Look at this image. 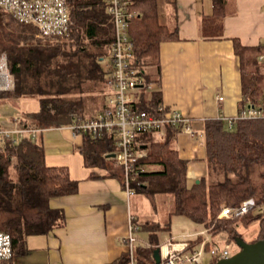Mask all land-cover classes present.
<instances>
[{"label": "trees", "instance_id": "1", "mask_svg": "<svg viewBox=\"0 0 264 264\" xmlns=\"http://www.w3.org/2000/svg\"><path fill=\"white\" fill-rule=\"evenodd\" d=\"M136 15L129 23L136 45L135 62L156 88L148 95L152 103H161L160 44L178 39V28L160 21L157 0H126ZM224 1L214 2V24L224 14ZM71 25L68 34L60 37H37L33 24L18 21L0 8V52L8 54L14 75V88L0 91V98H38L39 109L24 112L22 122L33 123L41 132L36 138L17 143L0 141V230L8 232L13 241V257L26 250L30 235L47 234L65 223L63 209L53 208L50 199L77 193L78 181L67 166H48L43 145V130L73 125L87 119V94L104 90L108 84L102 59L105 47L114 39V24L105 0H67ZM69 39L64 42V39ZM234 39L241 58L243 95L241 105L264 97L259 86L264 79L259 46H246ZM263 94V96H261ZM147 97L144 95V101ZM176 127L169 126L164 136L155 132L136 136V147L146 152L137 162L139 174L132 187L152 195L170 193L176 199L170 213L184 215L195 223L212 228L214 234L227 231L233 239L239 225L258 224L256 238H264V118L228 120L210 118L205 123V146L208 173L188 184V160L182 158L172 141ZM79 151L85 165L107 169L123 182V168L111 154L115 151L110 134L101 139L83 135ZM151 168V169H149ZM216 176L211 179V176ZM254 175L261 178L259 184ZM255 198L257 207L238 218L220 217L223 206H239ZM151 236L169 229L148 221L144 226ZM155 242V239L152 240ZM234 242L236 243L235 239ZM154 246L137 247L139 264H154ZM129 255L117 260L121 264ZM213 262L212 264H215Z\"/></svg>", "mask_w": 264, "mask_h": 264}, {"label": "crops", "instance_id": "2", "mask_svg": "<svg viewBox=\"0 0 264 264\" xmlns=\"http://www.w3.org/2000/svg\"><path fill=\"white\" fill-rule=\"evenodd\" d=\"M204 2L162 0L160 7L157 0L160 21L170 28L177 27L179 34L178 39L160 44L162 100L169 108L188 115L191 129L197 132L192 135L189 131L175 129L172 141L179 155L189 162V185L208 173L206 121L210 118L226 120L242 106L241 58L235 51L234 39L264 50V0H225L224 14L218 18V24H214L213 0ZM166 10L175 14L165 19ZM262 54L264 52L259 58ZM260 61L264 72V59ZM107 69L104 68L105 73ZM109 92L107 84L101 103L93 108L88 105V109L92 108L88 119L106 107ZM19 113L21 116L24 112ZM42 133L48 166H67L71 177L78 181L77 193L50 199L53 208L64 210L63 226L47 234L28 236L25 252L0 264H114L129 255L125 240L130 215L135 216L140 227L138 247L143 244L161 247L169 239L182 241L206 228L199 224L202 226L199 231L172 234L170 217V236L161 242L160 232L164 229L154 237L143 227L148 221L158 222L162 227L166 225L145 213L142 207L145 198L137 196V191L129 194L120 177L110 175L107 169L85 165L84 156L77 148L84 140L81 134H75L71 125L50 127ZM121 264L139 262L137 257L136 260L128 257Z\"/></svg>", "mask_w": 264, "mask_h": 264}, {"label": "built area", "instance_id": "3", "mask_svg": "<svg viewBox=\"0 0 264 264\" xmlns=\"http://www.w3.org/2000/svg\"><path fill=\"white\" fill-rule=\"evenodd\" d=\"M107 12L114 24V39L109 44L110 55L107 69L110 95L106 107L96 116L77 119L71 125L75 134H90L93 139H101L110 134L115 145L117 164L123 168V185L129 194L135 192L132 183L137 180L139 170L137 162L146 152L136 147V136L141 133L155 132L164 136L169 126L178 130L197 132L191 129L189 116L180 110L169 108L161 103H152L150 93L155 82L146 80L144 72L135 62L136 45L130 34V20L136 15L127 6L126 0H105ZM0 8L11 14L18 21L33 24L39 36L60 37L68 34L71 25L70 11L67 0H0ZM264 59V54L260 56ZM14 75L9 67L8 54L0 52V91L14 88ZM144 95L147 100L144 101ZM223 99V97H220ZM264 118V97L257 101H247L234 116L226 117L230 126L237 119ZM10 126L0 121V141L10 140L13 143L24 138H36L41 132L40 127L33 123L22 122L20 116L12 115ZM224 119V118H220ZM257 207L255 198H248L239 206L225 205L220 217L238 218L246 215ZM139 225L135 216L129 217V233L126 237L128 254L136 260L139 238ZM212 232V228L185 237L177 241L169 239L160 249V262L154 264H207L203 255L208 253L211 261L228 258L234 254V240L222 241ZM148 245V244H143ZM12 236L0 230V262L13 257Z\"/></svg>", "mask_w": 264, "mask_h": 264}, {"label": "rangeland", "instance_id": "4", "mask_svg": "<svg viewBox=\"0 0 264 264\" xmlns=\"http://www.w3.org/2000/svg\"><path fill=\"white\" fill-rule=\"evenodd\" d=\"M204 3H208V0H204ZM210 1V0H209ZM160 2V7L162 6V0H159ZM167 11V10H166ZM168 15L167 17L165 16V19H168L169 17H172L175 12H173L172 10H170L169 12H166ZM166 15V14H164ZM170 19V18H169ZM215 28L217 27L214 26ZM37 37L40 38V36L37 34ZM64 42H68L69 39H64ZM105 53H104V58L102 59V61L100 63H102V66L104 68H107L109 65V55H110V49L109 46H106L105 48ZM262 89V91H264V79L262 80L261 84L259 85ZM105 91H106V87L104 88V90H99V91H95L92 93H88L87 94V107H86V111H87V115L88 111L90 109H92L93 107L98 106L101 101L103 96L105 95ZM263 96V94L261 95ZM88 105H92V108L88 109ZM39 107V99L38 98H31V97H25V98H16L13 96H3L0 98V121L6 125V126H10V124L13 123V120L11 119L12 115H17L20 114L19 112H29V111H35L37 110V108ZM19 111V112H18ZM19 117V116H18ZM151 169V168H149ZM216 176H211V179H214ZM254 181L256 184H259L261 181V178L258 177L257 175H254ZM137 196H142L144 197L145 201L142 204V207L145 211V213L147 215H149V217L152 218H159L160 221H162V223L167 224L168 221L170 220L169 218L171 217V232L172 234H180L183 232H195V231H199L202 226H200L198 223H195L192 219H190L187 216L184 215H179V214H170L176 205L175 202V198L172 194H165V193H159L156 192L152 195H147L146 192H137ZM154 196V197H152ZM253 212H256V210H254ZM246 240L248 241H253L256 238V234L258 231V224L257 223H253L249 226H243V225H239L238 226V230H237ZM238 235V234H236ZM170 236V231L169 229H164L162 232H160V241L163 242L165 239H167V237ZM218 238H220L222 241H224V239L226 240H234L232 235L229 234L227 231H221L219 232ZM183 238H179V240H182ZM239 249V246L236 245L235 243V250L237 251ZM235 252V251H234ZM211 256L210 254L206 253L203 255V260L205 263H209L211 261Z\"/></svg>", "mask_w": 264, "mask_h": 264}, {"label": "water", "instance_id": "5", "mask_svg": "<svg viewBox=\"0 0 264 264\" xmlns=\"http://www.w3.org/2000/svg\"><path fill=\"white\" fill-rule=\"evenodd\" d=\"M115 154H111L114 157ZM199 181V180H197ZM239 249L228 258L218 260L215 264H264V238L248 241L243 236H235ZM156 262H160V248L154 250Z\"/></svg>", "mask_w": 264, "mask_h": 264}, {"label": "flooded vegetation", "instance_id": "6", "mask_svg": "<svg viewBox=\"0 0 264 264\" xmlns=\"http://www.w3.org/2000/svg\"><path fill=\"white\" fill-rule=\"evenodd\" d=\"M237 245V244H236Z\"/></svg>", "mask_w": 264, "mask_h": 264}]
</instances>
